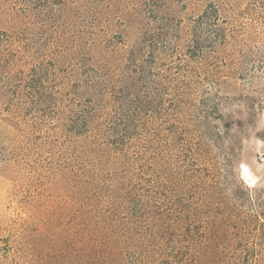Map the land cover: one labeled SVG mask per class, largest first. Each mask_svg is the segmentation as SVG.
I'll return each instance as SVG.
<instances>
[{
  "label": "rangeland",
  "instance_id": "obj_1",
  "mask_svg": "<svg viewBox=\"0 0 264 264\" xmlns=\"http://www.w3.org/2000/svg\"><path fill=\"white\" fill-rule=\"evenodd\" d=\"M0 45L64 101L0 111V264H264V0H0Z\"/></svg>",
  "mask_w": 264,
  "mask_h": 264
},
{
  "label": "trees",
  "instance_id": "obj_2",
  "mask_svg": "<svg viewBox=\"0 0 264 264\" xmlns=\"http://www.w3.org/2000/svg\"><path fill=\"white\" fill-rule=\"evenodd\" d=\"M140 62L142 60L140 61V58L138 59L136 55H133L131 67L127 71V79L130 81L133 89L136 90L139 89L141 84H147L145 82L146 71ZM25 64H23L22 59L17 58L11 52L8 46L0 45V111L7 112L11 118L33 129L34 127L36 129L39 128V125L36 127L35 124L38 123V118H41V113L47 117L51 116V118H55L59 125L63 126L61 121L64 114L61 108L64 105L61 97L63 94L60 91H51L52 88L49 86L50 76L41 75V61L31 65ZM104 80L106 87L109 88L108 94L110 95L111 88L114 90V87L110 85V78L108 76L104 77ZM150 84H152L151 80ZM125 90L122 88L118 91V94H121L122 99L129 102V105L132 107L131 111H133L130 113H134L138 111V104L141 102L135 97L128 98ZM113 99L115 100V97ZM116 99L121 104L122 100L120 98ZM83 206L81 204L80 207L74 208L71 214L91 212L86 211ZM141 212L146 213L144 208L143 210L140 208V210L132 211L135 215L141 214ZM132 213L130 212V215Z\"/></svg>",
  "mask_w": 264,
  "mask_h": 264
}]
</instances>
